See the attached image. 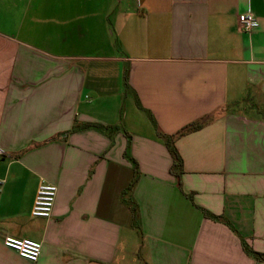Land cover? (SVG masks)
Segmentation results:
<instances>
[{
	"label": "crops",
	"instance_id": "obj_1",
	"mask_svg": "<svg viewBox=\"0 0 264 264\" xmlns=\"http://www.w3.org/2000/svg\"><path fill=\"white\" fill-rule=\"evenodd\" d=\"M0 146V264H264V0H0Z\"/></svg>",
	"mask_w": 264,
	"mask_h": 264
},
{
	"label": "built area",
	"instance_id": "obj_2",
	"mask_svg": "<svg viewBox=\"0 0 264 264\" xmlns=\"http://www.w3.org/2000/svg\"><path fill=\"white\" fill-rule=\"evenodd\" d=\"M241 31L247 35L252 34L260 26L259 20L251 13H241L238 16ZM4 149L0 146V157L5 155ZM1 184V181H0ZM58 189L56 185L41 182L37 189L35 202L32 208V216L42 219H50L56 205ZM1 201V199H0ZM6 248L19 253L23 259L29 262H37L42 254V244L40 242L16 237H4L2 240Z\"/></svg>",
	"mask_w": 264,
	"mask_h": 264
},
{
	"label": "trees",
	"instance_id": "obj_3",
	"mask_svg": "<svg viewBox=\"0 0 264 264\" xmlns=\"http://www.w3.org/2000/svg\"><path fill=\"white\" fill-rule=\"evenodd\" d=\"M138 107L143 109L142 106L139 104V102H138ZM151 116H152V114H151ZM151 119H152V122L154 123V125L156 126V123H155L153 117ZM212 120H213L212 116H208V117L205 116V117H203V118H201V119H199V120H197V121H195L189 125H186L184 128H182L179 132H177L174 135L159 132L160 137L163 138L166 146L168 147V149L170 151V155H171L172 160H173L171 174L174 175L178 179L180 184H181V176L184 173V163H183L182 157L180 156L181 154L179 153L178 149L176 148V141L179 138H181L187 134L189 135V134H192L194 132L199 131L205 125H208ZM129 158H130V160H132L133 165H134L135 170H136L135 172L137 173L138 164L135 161H133V159L131 157H129ZM136 180H137V177H136V179H134V182H132L131 186L125 191V193L134 188ZM188 197L192 198V196H188ZM132 205H133V203H132ZM132 210L135 214L136 209L134 206L132 207ZM204 214H205V216H208L210 218H215L214 216H211L210 214H208L205 211H204ZM243 245H244L243 249L248 255L254 257L257 261L264 263V254L257 253V251L250 248V246L246 242H243Z\"/></svg>",
	"mask_w": 264,
	"mask_h": 264
},
{
	"label": "rangeland",
	"instance_id": "obj_4",
	"mask_svg": "<svg viewBox=\"0 0 264 264\" xmlns=\"http://www.w3.org/2000/svg\"><path fill=\"white\" fill-rule=\"evenodd\" d=\"M133 264H138L137 261L136 262H133Z\"/></svg>",
	"mask_w": 264,
	"mask_h": 264
}]
</instances>
